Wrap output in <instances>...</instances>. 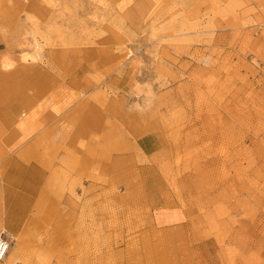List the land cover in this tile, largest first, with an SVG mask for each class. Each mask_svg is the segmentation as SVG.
I'll return each mask as SVG.
<instances>
[{
	"label": "rangeland",
	"instance_id": "1",
	"mask_svg": "<svg viewBox=\"0 0 264 264\" xmlns=\"http://www.w3.org/2000/svg\"><path fill=\"white\" fill-rule=\"evenodd\" d=\"M0 36L78 117L0 264H264V0H0Z\"/></svg>",
	"mask_w": 264,
	"mask_h": 264
},
{
	"label": "crops",
	"instance_id": "2",
	"mask_svg": "<svg viewBox=\"0 0 264 264\" xmlns=\"http://www.w3.org/2000/svg\"><path fill=\"white\" fill-rule=\"evenodd\" d=\"M31 56L16 55L0 36V195L43 197L49 156H63L65 124L77 122L70 95L49 70L29 65ZM33 60V59H32ZM88 114L82 127L88 124ZM71 139L72 134H69ZM150 146L151 144L148 143ZM69 147H72L69 145ZM5 211L6 201L4 200ZM29 219L31 206L17 209ZM20 240L19 236H16Z\"/></svg>",
	"mask_w": 264,
	"mask_h": 264
},
{
	"label": "built area",
	"instance_id": "3",
	"mask_svg": "<svg viewBox=\"0 0 264 264\" xmlns=\"http://www.w3.org/2000/svg\"><path fill=\"white\" fill-rule=\"evenodd\" d=\"M12 242V237L7 236L4 231L0 232V261L4 260L7 256Z\"/></svg>",
	"mask_w": 264,
	"mask_h": 264
},
{
	"label": "bare ground",
	"instance_id": "4",
	"mask_svg": "<svg viewBox=\"0 0 264 264\" xmlns=\"http://www.w3.org/2000/svg\"><path fill=\"white\" fill-rule=\"evenodd\" d=\"M13 240H14L16 243H18V238H13Z\"/></svg>",
	"mask_w": 264,
	"mask_h": 264
}]
</instances>
